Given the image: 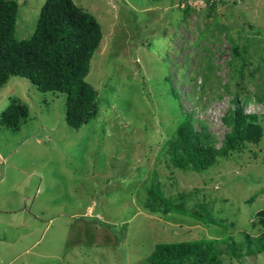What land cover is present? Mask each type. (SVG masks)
<instances>
[{"label":"rangeland","instance_id":"1","mask_svg":"<svg viewBox=\"0 0 264 264\" xmlns=\"http://www.w3.org/2000/svg\"><path fill=\"white\" fill-rule=\"evenodd\" d=\"M16 1L14 35L28 38L43 0ZM74 2L101 26L86 75L98 112L73 128L64 93L19 76L0 88V112L13 97L28 107L18 129L0 123V264H142L157 243L264 234V0ZM228 37L253 39L241 85ZM234 93L263 117L260 141L199 174L166 167L159 151L184 112L222 145ZM155 177L166 194L198 188L194 198L213 200L224 226L143 209ZM231 264H264V251Z\"/></svg>","mask_w":264,"mask_h":264},{"label":"trees","instance_id":"2","mask_svg":"<svg viewBox=\"0 0 264 264\" xmlns=\"http://www.w3.org/2000/svg\"><path fill=\"white\" fill-rule=\"evenodd\" d=\"M153 1L172 5L175 0ZM17 10L16 0H0V88L10 76H19L29 79L40 91L64 93L65 121L69 126L79 128L98 112L97 91L86 81V75L102 36L99 22L74 0H43L33 34L18 39L14 35ZM189 10L190 6L186 5L184 13ZM228 40L231 46L228 62L230 76H239L240 79L235 81L241 85V67L249 49L245 42L251 43L253 39L246 38L243 44L238 39L228 37ZM206 70L202 90L210 76V69ZM165 80L169 82L168 75ZM168 92L178 99L175 89ZM263 95L264 92L258 93L257 100L264 102ZM238 97L236 93L233 94L231 102L234 107L229 108L223 116L229 131L220 147L205 122L197 119L194 112H184L174 132L161 146L160 161L166 167L199 174L218 160L243 152L249 144H257L262 137L263 117L247 113L244 110L247 101H241ZM27 116V105L13 97L0 112V123L16 130ZM199 191L194 188L192 191L166 194L162 182L155 177L146 189L141 205L143 209L162 216L177 214L203 224L224 226L222 219L214 213L213 200L194 198ZM259 215L264 219V211ZM263 251L264 234L253 237L242 233L239 240L232 236L220 239L200 237L157 243L142 264H231L233 260L242 262L243 258ZM225 259L228 261L225 262Z\"/></svg>","mask_w":264,"mask_h":264},{"label":"crops","instance_id":"3","mask_svg":"<svg viewBox=\"0 0 264 264\" xmlns=\"http://www.w3.org/2000/svg\"><path fill=\"white\" fill-rule=\"evenodd\" d=\"M34 216H36V215H34Z\"/></svg>","mask_w":264,"mask_h":264}]
</instances>
